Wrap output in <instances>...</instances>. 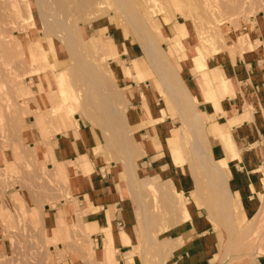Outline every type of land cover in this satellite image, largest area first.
Segmentation results:
<instances>
[{
    "label": "rangeland",
    "instance_id": "374dc122",
    "mask_svg": "<svg viewBox=\"0 0 264 264\" xmlns=\"http://www.w3.org/2000/svg\"><path fill=\"white\" fill-rule=\"evenodd\" d=\"M261 23L264 0H0V264H74L75 254L82 264H109L110 247L99 251L103 242L78 211L72 171L66 177L49 154L67 117L103 137L95 152L119 176L134 214L136 240L127 254L134 264H172L171 238L189 216L185 206L190 215L192 207L203 211L220 233L208 264H264V175L260 209L246 218L228 192L240 151L228 134L217 136L223 152L214 150L205 117L196 118L185 94L164 80L173 76L187 90L179 61L200 71L224 43L250 49L246 33ZM178 24L180 53L170 56ZM144 94L176 122L170 156L194 186L190 199L143 163L149 136L159 130L158 121L142 122L136 112ZM35 113L42 127L30 123ZM74 204L78 221L67 226L59 218L53 237L45 215L60 217Z\"/></svg>",
    "mask_w": 264,
    "mask_h": 264
},
{
    "label": "crops",
    "instance_id": "0c3cea01",
    "mask_svg": "<svg viewBox=\"0 0 264 264\" xmlns=\"http://www.w3.org/2000/svg\"><path fill=\"white\" fill-rule=\"evenodd\" d=\"M174 28L173 41L169 46L170 56L180 53L182 36L179 24ZM246 35L250 36V49L247 45L242 50L230 49L224 43L221 51L206 60L207 67L202 70L195 71L183 61L178 62L177 70L191 96L197 100V112L205 117L206 132L215 137L213 149L223 152L217 136L228 134L240 151L241 158L230 170L228 192L236 198L247 218L259 211V195L263 191L260 177L264 175V26L261 23ZM137 78L138 73L132 81ZM225 82L233 88L231 93H225L222 87ZM143 98L145 104L135 108L139 119L143 122L152 117V120L159 122V130L156 128L158 133L154 129L149 136L143 163L159 179L170 181L176 192L190 199L188 195L194 191V186L192 190L191 181L185 173H180V166L172 164L170 156L171 142L178 137L179 132V129L174 130L176 122L167 116L168 108H162L161 103V108L154 102L147 103L145 94ZM63 120L64 131L56 133L49 140L51 160L65 167L66 177L70 176L67 170L72 171L74 181L69 183L70 190L78 200L79 213H85V225L96 240L103 242L99 251L108 246V263H125L126 259L133 257L127 254L131 243L136 240L130 230L135 227L134 214L126 204L129 198L124 194L119 176L112 173L106 159L95 152L102 146L103 137L100 131L84 120H73L71 117ZM30 123L35 128L42 127L37 113L31 116ZM26 134L28 139H34L32 132ZM192 208L191 220L179 223L174 238H171L176 243L172 251V264H208V258L218 245L220 233L211 229L203 211ZM58 215L60 217L54 213L45 215L44 227L47 232L54 228L60 229L59 218H63L67 226L78 221L75 204L71 208L64 207L62 213L58 211ZM57 233L60 234V231L55 230L53 235L49 232L53 237ZM81 257V254H75L74 264H82ZM59 264L72 262L68 259Z\"/></svg>",
    "mask_w": 264,
    "mask_h": 264
},
{
    "label": "bare ground",
    "instance_id": "6f19581e",
    "mask_svg": "<svg viewBox=\"0 0 264 264\" xmlns=\"http://www.w3.org/2000/svg\"><path fill=\"white\" fill-rule=\"evenodd\" d=\"M220 19V18H219ZM185 44H187L186 42H184ZM190 45L189 44H187V47H188V51H190V53L191 54H194L193 52H192V50H191V48L189 47ZM216 51H217V49H216ZM195 60V59H194ZM197 60V59H196ZM155 63V62H154ZM153 63V64H154ZM155 66H156V63H155ZM165 73H163V75H164ZM168 75V74H167ZM164 78L166 77V75L165 76H163ZM165 81H166V83H167V88H168V90H173V91H175L176 89H178L179 91H182L184 94H185V96L187 97V99H188V106L191 108V109H195L196 110V104H197V100L195 99V98H193L189 93H188V89L186 90V89H180V83L178 82V81H176L175 79H174V77L173 76H169L168 78H165L164 79ZM45 86V85H44ZM172 87V88H171ZM222 87H223V89L225 90V93H230L232 90H233V88L231 87V86H229L228 87V85L225 83L224 85H222ZM43 92V91H42ZM192 110V111H194V112H196L197 114V116H196V118H202V117H200V116H198L199 114V112H197L198 110ZM193 112V113H194ZM194 117H195V115H194ZM186 205V204H185ZM186 207V209H187V213L189 214V216H188V218L187 219H189V220H191V215H190V211L192 210L191 209V207L190 206H185ZM187 219H186V221H187ZM133 241V240H132ZM127 264H134L133 263V261L131 260V259H128L127 260Z\"/></svg>",
    "mask_w": 264,
    "mask_h": 264
}]
</instances>
